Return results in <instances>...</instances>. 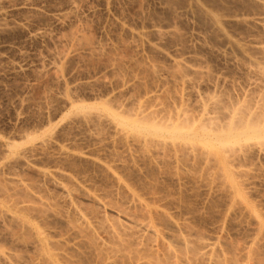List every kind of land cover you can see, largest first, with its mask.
Instances as JSON below:
<instances>
[{
  "label": "rangeland",
  "instance_id": "1",
  "mask_svg": "<svg viewBox=\"0 0 264 264\" xmlns=\"http://www.w3.org/2000/svg\"><path fill=\"white\" fill-rule=\"evenodd\" d=\"M0 1V181L3 178L6 180L1 183L6 184L2 187H7V191L9 188V192H6L9 195L12 192L16 194L15 189L21 184L27 186L28 189L25 188L29 192L18 191V194L11 195L13 199L8 194H0L3 201L0 202H5L4 206L0 203V233L3 229L6 234L9 222L15 223L14 218L21 211L17 217L27 218L41 232L50 234L54 243L58 240L61 242L64 237L67 239L69 226L79 223L76 219L80 212L90 221L89 238L92 242L100 246L97 248H110L111 240L106 236L105 228L124 219L123 216H116L118 209L114 212L111 210L117 207L132 215L141 212L138 207L143 204L147 207L146 213L151 214V222L162 233V237L157 239L159 243L145 238H142L145 242L141 240V243V234L133 231L128 232L127 236L125 234L124 238L131 244H147L144 245L146 249H143V245L141 249L146 250V254L159 255L160 261L164 259L162 264H172L174 260L172 257L165 258L166 255L170 256L167 252L163 254V249L167 251L171 243L169 235L175 236L176 233L186 236L188 232L195 233L197 237H194L193 244L201 236L205 241L217 242L218 250L222 252L220 255H226L231 246H234L231 247L233 250L239 246L234 251L237 252L234 253L236 257H239L238 250L241 248L247 252L254 249L252 256L258 259L253 256L251 264H258V261L264 264V246H261L264 245L261 241L264 238L261 231L255 233L259 228L257 226L261 224L264 227V152L260 150L264 147V140L241 142L244 147L257 146L255 149L253 147L255 152L260 147L258 151L261 153L258 157L238 153L240 159L233 157V161L229 160L227 170L235 182V186H232L217 161H213V156L204 154V158L203 153L196 152L202 145L198 147V144L190 141L182 145L184 140L172 141L169 137H159L167 144L180 143L182 147L179 144L178 148L183 151H172V148L159 150L151 144L153 150L148 147L150 151L144 148V152L130 137L134 132L130 129L123 131L111 115L119 114L132 121L138 110L144 109L145 114L156 110L157 113L152 111L156 113L154 117L152 112L148 116L152 121L157 119L156 122H160L171 117L176 121L179 114L185 113V118L196 122L198 116L205 111L209 113L207 111L212 107V114L215 110L219 114L224 109L244 113L251 108L250 111L261 112L260 115L258 113V120L264 118V48L260 49L264 47V23L261 24L264 22V0ZM75 31L81 34L74 38ZM69 36L78 39L74 47L73 42L71 44L68 40ZM260 44L262 47H259ZM71 46L73 50H70ZM194 98H198L197 103L201 104H197ZM257 103L259 106H255ZM73 104L81 105L84 109L79 106L80 109L72 108ZM243 106H246V110ZM29 137L33 139L28 140ZM13 142H18L15 149ZM192 144L196 145L193 147ZM186 146L189 147L186 149ZM238 148L233 149L240 150ZM156 153L163 155L159 157ZM206 156H211L212 161ZM235 159L238 161L235 162ZM40 171H45L43 173L49 178H40ZM12 181L18 184L15 189ZM61 185L77 192L71 196L76 199L65 196L61 192ZM10 186H13L12 192ZM3 190L0 192L3 193ZM35 196L42 197L49 204V211L40 215L42 218L28 213L24 208L35 203L32 201ZM90 197L97 198L101 205L97 201L92 203ZM13 200L18 207L17 212H10L15 210V207L14 210L9 207L14 204ZM140 212L137 215L145 213ZM10 216H14V220H10ZM164 220L167 224L170 220L172 228L168 230ZM12 224L10 222L13 227H9L19 228V231L8 228V233L11 230L24 236L15 247L9 245L13 241L8 233V237L1 234L5 238H1L4 240L3 250L13 253L10 248L15 247L13 249L19 250L18 254L28 260L32 250L27 244L32 240V234L28 235L25 230L26 234L20 227L21 223ZM57 234L62 237H57ZM163 234L169 236L170 242ZM260 235L262 243L258 244L257 238L254 245L255 238ZM70 242L69 246L74 241ZM252 243L255 248L251 246ZM89 244L87 242L82 247H86V250L80 248L82 244L79 247L71 246L80 248L78 252H87ZM164 244H168V247ZM176 249L175 246L173 250ZM233 250L229 249V256ZM84 252L82 254H86ZM228 255L224 257L230 258ZM232 259L236 261L239 258L235 259L234 256Z\"/></svg>",
  "mask_w": 264,
  "mask_h": 264
},
{
  "label": "bare ground",
  "instance_id": "2",
  "mask_svg": "<svg viewBox=\"0 0 264 264\" xmlns=\"http://www.w3.org/2000/svg\"><path fill=\"white\" fill-rule=\"evenodd\" d=\"M6 1V0H5ZM1 2V1H0ZM8 5V4H7ZM5 6V5H4ZM3 10V9H2ZM1 12H3V11H1ZM6 12V11H5ZM4 13V12H3ZM68 14V13H67ZM4 15V14H3ZM71 15V14H70ZM1 16V15H0ZM62 17H64V16H62ZM67 20V19H66ZM216 22V21H215ZM264 22H262L261 24H263ZM263 26H264V24H263ZM261 27H262V25H261ZM263 28V27H262ZM261 28V29H262ZM82 29V28H81ZM264 29V28H263ZM262 29V30H263ZM264 31V30H263ZM76 32V31H75ZM81 32V31H80ZM73 33V32H72ZM79 33V32H78ZM77 32H76V34H75V36H74V33H73V37L75 38L76 37V35H80V34H78ZM71 36V35H70ZM69 36V37H70ZM68 37V36H67ZM73 37H70V39H68L69 41H70V43L72 44V42H73V44H72V46L74 45L75 46V44L76 43H74L76 40H78L77 38H76V40H74V38ZM67 40V39H66ZM68 40H67V42H68ZM64 41H65V39H64ZM62 42V41H61ZM78 42V41H77ZM69 43V44H70ZM70 44V45H71ZM71 46V47H72ZM73 46V47H74ZM78 46V45H77ZM261 46V44L259 45V47ZM264 46V45H263ZM73 47L70 49V50H73ZM257 47H258V45H257ZM262 47V46H261ZM263 48L264 47H262V48H260V49H262L263 50ZM64 50V49H63ZM69 50V51H70ZM75 50V49H74ZM261 50V51H262ZM257 51V50H256ZM62 53H64V51H62ZM62 53H60V54H62ZM258 53V52H257ZM262 53H264V52H262ZM59 54V53H58ZM66 54V53H65ZM65 54H63V55H65ZM67 54H68V52H67ZM260 54V53H259ZM57 55V54H56ZM262 55V54H261ZM62 56V55H61ZM264 56V55H263ZM58 57V56H57ZM59 58H60V56H59ZM256 59V58H255ZM259 59H261V58H259ZM264 59V58H263ZM250 60H251V58H250ZM262 60V59H261ZM264 61V60H263ZM251 62V61H250ZM253 62V61H252ZM251 62V63H252ZM254 63V62H253ZM260 65V64H259ZM178 66V65H177ZM177 68V67H176ZM57 70V69H56ZM263 70V69H262ZM58 71V70H57ZM258 72H260V71H258ZM263 72V71H262ZM261 72V73H262ZM56 74H57V72H56ZM263 76V75H262ZM58 77V76H57ZM56 77V78H57ZM263 78V77H262ZM195 95V94H194ZM196 97V96H195ZM261 97V96H260ZM259 97V98H260ZM179 99V98H178ZM183 99V98H182ZM194 99H196V98H194ZM198 99V98H197ZM196 99V103H197V101L199 102V99L197 100ZM204 99V98H203ZM261 99V98H260ZM217 100V99H216ZM263 100V99H262ZM201 101V100H200ZM214 101V100H213ZM245 101V100H244ZM191 102V101H190ZM204 102V101H203ZM210 102V101H209ZM253 102V101H252ZM185 103V102H184ZM212 103V102H211ZM246 103V102H245ZM261 103V102H260ZM191 104V103H190ZM193 104V103H192ZM191 104V105H192ZM197 104H199V103H197ZM201 104V103H200ZM199 104V105H200ZM228 104V103H227ZM259 103H257V104H255V106L256 105H258ZM261 104H263V103H261ZM140 105V104H139ZM188 105V104H187ZM190 105V106H191ZM194 106H195V104H193ZM203 105V104H202ZM210 105V104H209ZM219 104H217L216 105V108H217V110H218V106ZM79 105H71V107L72 108H79V107H81V105L78 107ZM85 106V105H84ZM102 106V105H101ZM100 106V107H101ZM141 106L142 105H140V108H141ZM185 106H186V104H185ZM189 106V107H190ZM215 106V105H214ZM221 106V105H220ZM224 106V105H223ZM254 106V105H253ZM259 106V105H258ZM83 107V106H82ZM81 107V108H82ZM86 107V106H85ZM102 107H104V106H102ZM144 107V106H143ZM142 107V108H143ZM211 107V106H210ZM241 107V106H240ZM244 107V106H243ZM246 107V106H245ZM244 107V109L246 110V108ZM264 107V106H263ZM138 108V107H137ZM139 108V109H140ZM156 108V107H155ZM225 108V107H224ZM229 108V107H228ZM227 108V109H228ZM231 108V107H230ZM249 108V107H248ZM261 108V107H260ZM259 108V109H260ZM80 109V108H79ZM83 109H84V107H83ZM106 109H108V108H106ZM105 109V110H106ZM210 109V108H209ZM232 109V108H231ZM251 109V108H250ZM250 109H248L247 111H249V112H240V113H237L235 110H227V111H229V112H227V111H225V109L222 111V113H221V111H219V114H217L218 113V111H217V113H216V110L213 112V114H215V115H213L212 114V112L210 113V111L211 110H213V108L211 107V109L210 110H208L207 112H209V113H206V111L202 114V115H200V116H198L199 118H197V119H195L196 120V122L195 121H193L194 119H192V121H190L189 119H191V118H185L187 115L184 113H182V114H179V115H181L180 116V118H182V119H180L179 118V115L177 116V118H176V121H174V119L172 120V117L171 118H168V119H166L165 118V120H161L162 118H160L159 120H161L160 122H156L157 121V119H156V121L155 120H153L152 121V119L149 117L148 118V116H151L152 115V117H154L153 115H156V110H152V111H155L156 113L154 114L152 111H150L149 113H147V114H145V112L142 110L141 111V109L140 110H138V112H137V114H135V119H132V121H130L129 120V117H123V116H121V115H117V114H112L111 113V115H113V117L116 119V121L118 122V125H120L121 126V128H122V130L123 131H127V130H129L130 129V131L132 132H134L130 137H132V139H133V141H135L142 149H149L148 147H150V145L151 146H153L154 148L156 147V148H161V150H162V148L164 149V148H172V151H173V149H174V151H176V149L178 150V151H180L181 152V149L180 148H178V147H180L181 146V144L183 145V143H185L186 141H190L189 143H196V144H198V145H196V144H192L193 145V147L196 145V146H200V145H202V149L201 148H199L200 150H197L196 151V149H198V147L197 148H194L195 149V151L196 152H198V151H200L201 152V154H202V156L205 154V155H207V156H209V155H211V156H213V158L210 156L209 158L206 156V158H208V160L210 159L211 160V158L213 159V161L215 160V162L217 161V164L222 168V171L224 172V174H225V176H226V178L228 179V181H229V183L232 185V186H235V182H233V179H232V177L230 176L231 174H229V172H228V170H227V164L229 163V160H234L233 159V157H237L239 154L238 153H243V154H246L247 155V153L249 154L250 153V155L252 154L253 155V157H254V155L255 156H259L260 155V151H258V149L260 148V147H258V149H256V152H255V147H257V146H253L254 147V149H253V147L251 148L250 146H252V145H249L248 147L247 146H245V147H247L248 148V150H246V148L243 146V145H241V142L242 141H246V140H252V139H256V141H258V140H261V142H262V140H264V122H263V120H264V118H261V120H262V122H261V120H258V118L260 117V116H258V113L259 112H255L254 110H252V111H250ZM262 109H264V108H262ZM181 110V109H180ZM184 110V109H183ZM240 110H242V109H240ZM108 111V110H107ZM136 111V110H135ZM202 111V109L200 110V112ZM260 111V110H259ZM109 112V111H108ZM111 112V111H110ZM152 112V113H151ZM180 112H182V110L180 111ZM185 112V111H184ZM150 113H151V115H150ZM261 113V112H260ZM260 113H259V115H260ZM264 113V112H263ZM217 114V115H216ZM183 115H184V117H183ZM186 115V116H185ZM196 115V114H195ZM264 115V114H263ZM262 114H261V117L263 116ZM84 116V115H83ZM97 116V115H96ZM126 116V115H125ZM171 116V115H170ZM99 117V116H98ZM112 117V118H113ZM194 117V116H193ZM264 117V116H263ZM94 118H96V117H94ZM100 118V117H99ZM175 118V117H174ZM97 119V118H96ZM101 119V118H100ZM151 119V120H150ZM98 120V119H97ZM158 120V121H159ZM180 120V121H179ZM177 121H178V123H177ZM190 121V122H189ZM183 122V123H182ZM191 122H193V124H191ZM99 123V122H98ZM190 123V124H189ZM196 123V124H195ZM114 125V124H113ZM120 130V129H119ZM121 132V131H120ZM126 133V132H125ZM122 134H124V132L122 133ZM129 134V133H128ZM127 134V135H128ZM131 134V133H130ZM122 136V135H121ZM159 137H169L170 138V140L172 139V141H174V140H184V142H181V144L180 143H178L177 141V143H178V145H176V143H174V142H172V143H170L171 144V146H167V145H170V144H167V142L163 139V141H161V138H159ZM33 138L32 137H29V139L28 140H32ZM130 139V138H129ZM126 140V139H125ZM128 140V139H127ZM253 142V141H252ZM259 142V141H258ZM127 143H129V142H127ZM133 143V142H132ZM136 143L134 144V145H136ZM187 143V142H186ZM246 143H249V142H246ZM251 143V142H250ZM264 143V142H263ZM263 143H262V145H263ZM9 144V143H8ZM16 144H18V142H13L12 143V146H13V148L15 149L16 148ZM179 144H180V146H179ZM185 145V144H184ZM191 145V146H192ZM236 145H238V146H236ZM247 145V144H246ZM255 145H257V142H256V144ZM9 146H10V144H9ZM15 146V147H14ZM137 146V145H136ZM138 146V147H139ZM238 148L239 146L241 147V146H243V147H241V148H238V149H240V150H236V149H233V148ZM258 146H259V144H258ZM153 147H150V148H152V150H153ZM182 147V146H181ZM185 146H183V148H184ZM189 147V146H188ZM187 146H186V149L188 148ZM192 147V148H193ZM13 148H9V149H13ZM192 148H190V149H192ZM243 148H245V149H243ZM261 148H262V146H261ZM142 149H140V150H142ZM144 149V150H145ZM180 149V150H179ZM151 150V151H152ZM156 149H154V151H155ZM160 150V149H159ZM235 150V151H234ZM244 150H245V153H244ZM260 150H262V153L264 152V147L262 148V149H260ZM149 151H150V149H149ZM157 151V150H156ZM155 151V152H156ZM164 151V150H163ZM182 151H183V149H182ZM188 151V150H187ZM186 151V152H187ZM192 151H194L193 149H192ZM195 151H194V153H195ZM238 151V152H237ZM143 152V151H142ZM144 152H146V150L144 151ZM143 152V153H144ZM153 152V151H152ZM154 152V153H155ZM159 151H157V153H158ZM160 152H162V151H160ZM185 152V151H184ZM190 152V151H189ZM141 153V152H140ZM151 153V152H150ZM156 153V154H157ZM172 153V152H171ZM175 153V152H174ZM177 153V152H176ZM191 153V152H190ZM189 153V154H190ZM193 153V154H194ZM147 154V153H146ZM148 154H149V152H148ZM147 154V155H148ZM187 154V153H186ZM188 154V155H189ZM192 154V153H191ZM198 154H200L199 152H198ZM243 154H241L242 156H243ZM158 155V154H157ZM160 155H163V154H160ZM160 155H158L159 157H160ZM172 155V154H171ZM175 155V154H174ZM182 155V154H181ZM231 155H232V158H230L231 157ZM240 155V156H241ZM249 155V156H250ZM263 155H264V153H263ZM153 156H156V155H153ZM165 156V155H164ZM187 156V155H186ZM200 156V155H199ZM241 156V157H242ZM248 156V155H247ZM148 157H151L150 155H148ZM174 157V156H173ZM172 157V158H173ZM181 157V156H180ZM196 157H197V154H196ZM195 157V158H196ZM204 157V156H203ZM239 157V156H238ZM237 157V158H238ZM147 158V157H146ZM179 158V157H178ZM189 158V157H188ZM205 158V157H204ZM246 158V157H245ZM252 158V157H251ZM262 158H263V156H262ZM169 159V158H168ZM180 159V158H179ZM179 159H178V162H179ZM238 159H240V158H238ZM243 159V158H242ZM158 160H159V158H158ZM199 160V159H198ZM212 161V160H211ZM232 161H230L231 163H232ZM236 161H238L237 159H235V162ZM247 161V160H246ZM169 162V161H168ZM209 162V161H208ZM207 162V163H208ZM245 162V161H244ZM214 163V162H213ZM212 163V164H213ZM230 163V164H231ZM1 165V164H0ZM207 165V164H206ZM210 165V164H209ZM238 165V164H237ZM212 166V165H211ZM230 167H231V165H229ZM208 167H210V166H208ZM213 167H215V166H213ZM232 167H233V165H232ZM238 167V166H237ZM241 167V166H240ZM207 168V167H206ZM234 168V167H233ZM205 169V168H204ZM211 169H213V168H211ZM239 169V168H238ZM207 170V169H206ZM221 170V169H220ZM1 171V170H0ZM3 171V170H2ZM242 171V170H241ZM43 172H45V171H43ZM41 173V171L39 172V177L40 178H46V179H48L49 177L48 176H46V173ZM209 173H211L210 171H208ZM218 172V171H217ZM238 172V171H237ZM1 173H3V172H1ZM60 174V173H59ZM220 174V173H219ZM235 174V173H234ZM234 174H232V176L234 175ZM241 174V173H240ZM1 175V174H0ZM47 175H49V174H47ZM55 176H57V174L55 175ZM60 176V175H59ZM211 176V175H210ZM60 177H62V176H60ZM60 177H59V179H60ZM64 177V176H63ZM3 178V176L1 177V179ZM8 179V178H7ZM62 179V178H61ZM200 179V178H199ZM52 180V179H51ZM115 180V179H114ZM216 180V179H215ZM223 180H225L224 178H223ZM2 181V180H1ZM1 181H0V191H2L3 189H5V191L3 190V193H1L0 192V194L1 195H3V194H8V193H6V192H9V188H8V191L6 190V188L7 187H5V188H3L6 184V182L4 183L5 185H2L3 183H1ZM3 181H6V180H4V178H3ZM2 181V182H3ZM23 181V180H22ZM63 181V180H62ZM65 181V180H64ZM226 181V180H225ZM227 181V182H228ZM8 182V181H7ZM21 182V181H20ZM19 182V183H20ZM54 182V181H53ZM68 182V181H67ZM12 183H14L13 185H15V181L13 182L12 181ZM56 183V182H55ZM121 183V182H120ZM225 183V182H224ZM21 184V183H20ZM26 184V183H25ZM24 184V185H25ZM64 184V183H63ZM66 184H68V183H66ZM70 185H71V183H69ZM226 184V183H225ZM224 184V185H225ZM7 185H8V183H7ZM30 185V184H29ZM3 186V187H2ZM9 186V185H8ZM18 186V184H16L15 186H14V189H15V187H17ZM20 186V185H19ZM22 186V187H21ZM21 188L20 187H17V189H15V190H17V192L18 191H24V192H27L26 191V188L25 187H27V186H23L22 184H21ZM32 186V185H31ZM55 186H57L58 187V189H60V186H59V184L58 183H56L55 184ZM75 186V185H74ZM118 186V185H117ZM240 186V185H239ZM11 187L13 188V186H10V191H11ZM54 187V186H53ZM56 187V188H57ZM61 187L63 188V186L61 185ZM70 187V186H69ZM68 187V188H69ZM3 188V189H2ZM29 188H31V187H29ZM223 188H224V186H223ZM13 189V191H14V193H15V190ZM27 189H28V187H27ZM70 189L71 188H69V189H66V187L65 188H63V189H61L60 191L64 194L65 193V196H67L68 198H70L71 196H73V195H75L74 193H77V192H74V190H73V192H72V190L70 191ZM77 189V188H76ZM125 189V188H124ZM226 189V188H225ZM224 189V190H225ZM237 189V188H236ZM78 190V189H77ZM226 191V190H225ZM230 191V190H229ZM12 192V191H11ZM10 192V193H11ZM16 192V194H18ZM85 192V191H84ZM27 193H29V192H27ZM37 193V192H36ZM73 193V194H72ZM16 194H14V195H16ZM33 194V193H32ZM78 194V193H77ZM81 194H82V192H81ZM4 195V196H5ZM9 195V194H8ZM11 195H13V192L11 193ZM11 195H9V197L10 198H12L11 197ZM62 195V194H61ZM87 195V194H86ZM236 196H237V194H235ZM18 196V195H17ZM38 196V195H37ZM37 196H35L33 199L34 200H32L33 202H35V203H33V204H30V205H28V206H26V207H24L23 205H21V206H23L27 211H28V213L29 212H32V213H34V214H36L37 216H39L40 218H42L40 215H44L45 213H47V211H49L48 209V207H49V204H47V202L45 201L44 202V200H42V197L41 198H39V197H37ZM64 196V197H65ZM90 196V195H89ZM95 196H97V195H95ZM2 197V199H3V196H1ZM6 197V196H5ZM18 197H20V194H19V196ZM29 198H30V195L28 196ZM37 197V198H36ZM78 197V196H77ZM84 197H87V196H85V194H84ZM7 198V197H6ZM17 198V197H16ZM72 198V197H71ZM70 198V199H71ZM73 198H75V196L73 197ZM73 198H72V200H73ZM78 198H80V197H78ZM88 198V197H87ZM87 198H84V199H87ZM91 198V199H90ZM89 199H90V201L92 200V203L93 202H95V201H97L96 199H95V197H94V199H93V197H90ZM99 199H101L100 197H98ZM13 199V198H12ZM63 199V198H62ZM76 199V198H75ZM1 200V199H0ZM26 200H27V197H26ZM31 200V199H30ZM63 200H66V199H63ZM69 200V199H68ZM103 200V199H102ZM2 201V200H1ZM4 201H6V200H4ZM28 201H29V199H28ZM139 201V200H138ZM137 201V202H138ZM3 202V201H2ZM2 202H0V203H2ZM26 202V201H25ZM31 202V201H30ZM66 202V201H65ZM70 202V201H69ZM77 202H78V200H77ZM106 202V201H105ZM105 202H103V203H105ZM15 205H14V204ZM28 203V202H27ZM26 203V204H27ZM67 203V202H66ZM65 203V204H66ZM76 203V202H75ZM96 203V202H95ZM97 203L99 204V202L97 201ZM108 203V202H107ZM136 203V202H135ZM3 204V203H2ZM11 204V203H10ZM12 204L14 205H11V206H9L11 209H13L14 207H15V210L14 211H12L11 209H9V211L10 212H17L18 210H16V208L18 209V207L16 206V203L14 202V200H13V202H12ZM98 204H96V205H98ZM106 204V203H105ZM105 204H104V206H105ZM134 204V203H133ZM137 204V203H136ZM139 204V206H140V203H138ZM5 205V202H4V204H3V206ZM99 205H101V204H99ZM98 205V206H99ZM109 205V204H108ZM108 205H107V207H108ZM142 206L141 207H138V208H140L141 209V212L140 213H142V212H145V213H142V214H138L137 215V213H139V212H137V213H135L134 212V214H136V215H134V214H128L125 210H123V209H120V208H117L116 207V209H113V210H111V211H113L114 212V210L116 211L117 209V215L116 216H123V220H125L124 222L125 223H121V221H123V220H121L120 221V223H116L114 226L112 225V226H108L107 225V227L105 228L106 230V236H108V238L111 240L110 242H111V246H110V248H107V247H104V248H97V246L98 245H95V242L93 243L92 242V240L89 238V235H90V231H89V227H90V221L88 222V220L86 219V216L84 215H82L80 212H78V218L76 219L79 223H77V225H76V223L74 224V225H71V226H69L70 227V230H69V235H67V239H65L66 237H64V239H63V241H61V242H63V243H61V242H59V240H58V242L56 243V241L54 240L55 238H53V240L55 241V243L53 242V241H51L52 239V237L50 236V234H44L43 232H41L38 228H36V226L34 227L31 223H30V221H28V219L26 218V219H23V218H21V217H17V215H18V213L19 212H21V211H19V212H17V215L15 216V218L14 219H16V221H14L15 223H13V221H10L11 222V224L13 223L14 225L15 224H18V220H20V222H19V224L20 225H22V226H20V227H23V229H24V231L26 230L27 232H28V235L29 234H32V235H30V238L31 237H33L32 238V240H30V242H29V244H27V246L28 245H30V247H31V250H32V255H30L27 259L28 260H25L24 258H22L23 256H21V255H19L18 254V251H17V249H13V248H15L16 247V244H18V242L21 240V236H24V235H21L20 234V232H19V234L17 233L18 231H19V228L17 229L16 227H14V228H16V229H11L12 227H11V225H10V222H9V226L11 227H9L8 226V228H10L11 230H15V231H17V232H15V231H11L10 229V233H8V228L6 229V228H4V229H6L5 231H6V234L8 233L9 234V239L11 238L12 240L11 241H13V243H10L9 245H11L12 244V246L13 245H15V247H13V248H10L11 250H13V253H6L3 249H4V247H3V245H2V242L4 241H2L1 240V238L2 237H4V236H6V237H8V235H4V233H3V229H1V233H0V264H162L163 263V261L162 260H164V259H162L161 261H162V263H161V261L159 260V258H160V256L158 257L155 253H154V255H153V253L151 254H146L145 252H146V250H144L143 251V249H146V247L144 246V245H146V246H148L147 244H141L142 243V241L141 240H144V239H142V238H145L146 240H148V239H153V241L155 242V241H157V239H159L160 237L159 236H161L162 237V233H161V231H159V229L157 230V228H155V225H154V223L153 222H151V218H149V216H151V214L150 215H148V213H146V210H147V207L145 208V206L143 205V204H141ZM112 206V205H111ZM8 207V208H9ZM51 207V206H50ZM74 207V206H73ZM76 207H77V204H76ZM113 207V206H112ZM111 207V208H112ZM132 207H134V206H132ZM135 207H137V206H135ZM5 208L7 209V206H5ZM22 209V210H25V209ZM99 208V207H98ZM105 208H106V206H105ZM123 208V207H122ZM137 208V209H138ZM143 208H144V210H143ZM2 209V208H1ZM52 209V208H51ZM72 209V208H71ZM80 209V208H79ZM120 209V210H119ZM127 209H129V208H127ZM136 209V208H135ZM151 209V208H150ZM2 210H4V209H2ZM19 210H21V208H19ZM83 210V209H82ZM143 210V211H142ZM248 210H249V208H248ZM247 210V211H248ZM5 211V210H4ZM75 211V210H74ZM76 211H78V210H76ZM81 211V210H80ZM125 211V212H124ZM129 211V210H128ZM133 211V210H132ZM138 211V210H137ZM1 212V211H0ZM24 212H26V211H24ZM112 212V213H113ZM148 212V211H147ZM4 212H2V214H3ZM7 213V212H6ZM22 213V212H21ZM27 213V214H28ZM49 214H50V212H48ZM52 213V212H51ZM150 213H151V211H150ZM153 213V212H152ZM155 213V212H154ZM1 214V213H0ZM48 214V215H49ZM84 214V213H83ZM114 214V213H113ZM116 214V213H115ZM252 215H253V213H251ZM5 215V214H4ZM3 215V216H4ZM7 215V214H6ZM25 215V214H24ZM255 215V214H254ZM2 216V215H1ZM12 216V215H11ZM10 216V217H11ZM13 216V217H14ZM50 216V215H49ZM153 216V215H152ZM257 216V215H256ZM13 217H11V218H9L10 220H14L13 219ZM88 217V216H87ZM105 217V216H104ZM108 217V216H107ZM113 217H115V216H113ZM159 217H161V216H159ZM253 217V216H252ZM258 217V216H257ZM18 218V219H17ZM30 219H32V218H30ZM29 219V220H30ZM44 219V218H43ZM121 219V218H120ZM119 219V220H120ZM155 219H157V218H155ZM115 220V218H113V221ZM163 220V219H162ZM253 220V219H252ZM257 220H259V218H257ZM153 221H154V219H153ZM168 221V220H167ZM262 221V220H261ZM158 222V221H157ZM156 222V223H157ZM164 222H165V220H164ZM114 223H115V221H114ZM162 223V222H161ZM166 224H167V222H165ZM172 223H173V221H172ZM260 223V222H259ZM12 224V225H13ZM18 224V225H19ZM177 224V223H176ZM255 224H257L258 225V223L256 222ZM18 225H16L17 227H18ZM92 225V224H91ZM164 225V227H166L167 225V227H168V230L170 229L169 227H171L170 226V220H169V222H168V224L167 225H165V224H163ZM172 226H173V224H171ZM256 225V226H257ZM176 226V225H175ZM183 226V225H182ZM6 227V226H5ZM49 227V226H48ZM104 227H105V225H104ZM166 227V228H167ZM184 227V226H183ZM257 227H259V228H257L256 229V227H254L256 230H255V233H258V231H261L263 234H264V232H263V230H264V227H262V225L260 224L259 226H257ZM172 228V227H171ZM49 229V228H48ZM69 229V228H68ZM185 229V228H184ZM52 230H55V229H52ZM91 230V229H90ZM93 230V229H92ZM166 230V229H165ZM186 230V229H185ZM25 231V232H26ZM56 231V230H55ZM54 231V232H55ZM136 232V233H138V234H141V239H140V244L138 243H136V244H131V243H129V240L127 241L126 239V237L124 238V236H125V234H126V236L129 234L128 232ZM193 231V230H192ZM27 232H26V234H27ZM93 232V231H92ZM91 232V233H92ZM176 232V231H175ZM178 232V231H177ZM260 232V233H261ZM22 233H23V231H22ZM50 233V232H49ZM63 233V232H62ZM128 233V234H127ZM136 233H135V235H136ZM161 233V234H160ZM169 233H171V232H169ZM173 233V232H172ZM193 233V232H192ZM191 232H188V233H186L187 235L185 236V234L183 235L182 234V236H181V234H179V235H177L176 233H175V236L172 234V236H171V234L168 236L167 234H166V236L163 234V236L164 237H169V239H171V243L170 244H173V245H175L176 247H177V251L176 250H173L174 248H175V246L174 247H172V245H170L169 244V247L167 246V245H165V246H167L168 247V249H167V251H164V250H166V249H163V254L165 253V252H167V254H169L170 256H168V255H166V253L164 254V255H166L167 257H165V258H167V259H174L171 263L172 264H181V263H185V261H187L186 263L187 264H189V262L191 263V262H197V263H200V264H238V263H240V264H251L252 263V261L254 260V258H252L253 256H252V254H254V249H251L250 247L251 246H253V243H252V245L249 247L251 250L250 251H252V253L248 250V252L247 251H244V250H242V248L241 249H239L238 251H239V253H238V255H239V257L237 256L236 257V255H234V251L239 247H237V248H235V250H233V248L231 249V247H234V246H231L229 249L230 250H233L232 252H233V254L230 252V254H231V256H229L228 255V253L227 252H229V249H227L226 251V255H228L231 259L232 258H234V256H235V259H237V258H239L238 260H236V261H234L233 259L231 260L230 258H227V257H224V256H226V255H220L222 252H220V250H218V245H217V242L215 243V241H207L208 239H206V241L205 240H203L202 239V236H201V239L199 238V241H196V239H195V241L194 242H197V243H195V244H193V239H194V237H196L194 234H192ZM261 233V235L263 236V238H264V235ZM1 234H3V235H1ZM95 234V233H94ZM130 234H132V233H130ZM20 235V236H19ZM28 235H26V237H28ZM52 235V234H51ZM55 235H56V233H55ZM55 235H53V236H55ZM66 235V234H65ZM134 235V236H135ZM197 235V234H196ZM257 235V234H256ZM259 236V237H256L255 238V242H254V245H255V243H257L256 241H258L259 240V238L261 239L262 238V236ZM2 236V237H1ZM92 236H94V235H92ZM57 237H59V238H61L62 236H61V234L60 235H58L57 234ZM90 237H91V235H90ZM139 237V238H140ZM159 237V238H158ZM163 237V238H164ZM168 237H167V240H169L168 239ZM200 237V236H199ZM25 238V237H24ZM197 238V237H196ZM204 238V237H203ZM258 238V240H256ZM2 239H5V238H2ZM23 239V238H22ZM94 239V238H93ZM129 239V238H128ZM132 239V238H131ZM162 239V238H161ZM165 239V238H164ZM57 240V239H56ZM88 240V241H87ZM89 240H91V241H89ZM105 240V239H104ZM264 239H261V241L264 243V241H263ZM10 241V242H11ZM23 241V240H22ZM26 241V240H25ZM29 241V240H28ZM70 241H74L72 244H73V246L75 245H77V247H79L78 245H80V244H82L81 245V247L80 248H82L85 244H87V242H88V244L90 245V249H89V251H85L86 252V254L88 253L89 255H90V258H89V255H87V257L85 256L86 254H82L84 251L83 250H81L80 252H81V254H80V252H78L79 250H80V248H72L73 246H69L68 244H69V242ZM94 241H95V239H94ZM97 241V240H96ZM109 241V240H108ZM159 241H161V240H159ZM21 242V241H20ZM19 242V243H20ZM104 242V241H103ZM106 242H107V240H106ZM144 242H145V240H144ZM149 242V241H148ZM169 242H170V240H169ZM261 242V243H262ZM25 243V242H24ZM61 243V244H60ZM71 243V242H70ZM75 243V244H74ZM101 243V242H100ZM153 243V242H152ZM157 243H159L158 241H157ZM156 243V244H157ZM260 243V240L258 241V244ZM260 243V244H261ZM107 244V246L109 245V243H106ZM219 244V243H218ZM221 244L222 243H220V246H221ZM258 244H256V246L258 245ZM22 245V244H21ZM141 245H143L145 248H143V246H141ZM228 245V244H227ZM238 245V244H237ZM26 246V245H25ZM69 246V247H68ZM87 247H88V245H86ZM236 246V245H235ZM244 246V245H243ZM261 246H264L263 244H261ZM29 247V248H30ZM98 247H100V246H98ZM103 247V246H102ZM134 247V248H133ZM141 247L143 248V249H141ZM172 247V248H171ZM241 247V246H240ZM254 247V246H253ZM8 248H9V246H8ZM18 248V247H17ZM86 248V247H85ZM85 248H82V249H85ZM246 248V247H245ZM244 248V249H245ZM255 248V247H254ZM26 249V248H25ZM87 249V248H86ZM85 249V250H86ZM150 249V248H149ZM156 249H157V247H156ZM223 248H221V250H222ZM257 249L258 248H256V252H257ZM22 250V249H21ZM241 250V251H240ZM246 250V249H245ZM15 251V252H14ZM150 251H153V250H151L150 249ZM12 252V251H11ZM84 252V253H85ZM159 252V251H158ZM28 253V252H27ZM177 253V254H176ZM225 252H223V254H224ZM237 253V252H236ZM235 253V254H236ZM251 253V254H250ZM158 254V253H157ZM23 255V254H22ZM160 255H162V254H160ZM232 255H234L233 257H232ZM21 256V257H20ZM84 256V257H83ZM259 256V255H258ZM162 257V256H161ZM172 257V258H171ZM250 257H251V259H250ZM255 257V256H254ZM86 258H88V259H90V260H86ZM256 259H258L257 257H255ZM161 259V258H160ZM250 260H251V262H250ZM263 260V259H262ZM166 261V260H165ZM240 261V262H239ZM258 261V260H257ZM256 261V262H257ZM235 262H238V263H235ZM255 262V261H254ZM259 262V263H258ZM257 263L258 264H261V262L260 261H258ZM168 263V262H167ZM166 262H165V264H167ZM168 264H170V263H168ZM192 264V263H191ZM194 264V263H193Z\"/></svg>",
  "mask_w": 264,
  "mask_h": 264
}]
</instances>
